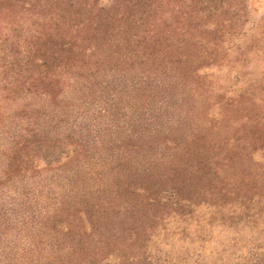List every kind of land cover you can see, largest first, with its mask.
<instances>
[{
	"label": "trees",
	"instance_id": "1",
	"mask_svg": "<svg viewBox=\"0 0 264 264\" xmlns=\"http://www.w3.org/2000/svg\"><path fill=\"white\" fill-rule=\"evenodd\" d=\"M261 6L0 0V264H264Z\"/></svg>",
	"mask_w": 264,
	"mask_h": 264
},
{
	"label": "rangeland",
	"instance_id": "2",
	"mask_svg": "<svg viewBox=\"0 0 264 264\" xmlns=\"http://www.w3.org/2000/svg\"><path fill=\"white\" fill-rule=\"evenodd\" d=\"M264 12V6H261L260 9H259V14H263ZM259 16L256 15V16H253V18L257 19ZM263 69V70H262ZM247 73H244L246 74L244 76V78L247 80L248 78H256L258 76H263L264 75V63H256L254 65H251L250 69L247 71ZM262 72V73H261ZM217 82H215V86H219L220 84L219 83H226V80L228 82V79L229 78V75L227 73L226 70L224 71H220L218 72L217 74H215L214 76H212ZM213 79V80H214ZM189 102L187 103V107L188 108H191L192 109V101L191 100H188ZM93 107V106H91ZM15 105L13 103H8L4 108V112L7 113V114H11L13 112V110L15 109ZM91 110L94 109V108H90ZM212 107L210 105H204V107H201L200 108V111L202 112V114H208L209 112L211 113L212 112ZM237 115H234L233 118H236ZM226 125H224L226 127V130H229L228 128H231V124L229 123H224ZM233 127L230 129L232 130ZM246 131H254L252 128H246L245 129Z\"/></svg>",
	"mask_w": 264,
	"mask_h": 264
}]
</instances>
